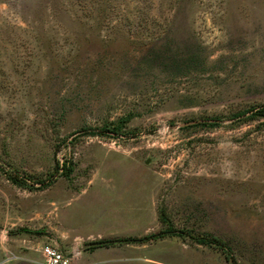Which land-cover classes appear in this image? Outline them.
I'll return each mask as SVG.
<instances>
[{"label": "rangeland", "instance_id": "obj_1", "mask_svg": "<svg viewBox=\"0 0 264 264\" xmlns=\"http://www.w3.org/2000/svg\"><path fill=\"white\" fill-rule=\"evenodd\" d=\"M261 108L264 0H0V264H264Z\"/></svg>", "mask_w": 264, "mask_h": 264}, {"label": "built area", "instance_id": "obj_2", "mask_svg": "<svg viewBox=\"0 0 264 264\" xmlns=\"http://www.w3.org/2000/svg\"><path fill=\"white\" fill-rule=\"evenodd\" d=\"M41 264H72L78 252L65 253L51 245H43L40 248Z\"/></svg>", "mask_w": 264, "mask_h": 264}, {"label": "trees", "instance_id": "obj_3", "mask_svg": "<svg viewBox=\"0 0 264 264\" xmlns=\"http://www.w3.org/2000/svg\"><path fill=\"white\" fill-rule=\"evenodd\" d=\"M171 61H173V63H176V60H174V59L171 60ZM261 117L264 118V108H261L259 110H256V111L252 112L249 115L248 118H261ZM198 242L200 244H207L208 243V244H212V245H214V246H216V247H218L220 249L222 248V245H221L220 241L215 239V238H211V239H207V240L206 239L205 240L201 239V240H198Z\"/></svg>", "mask_w": 264, "mask_h": 264}, {"label": "water", "instance_id": "obj_4", "mask_svg": "<svg viewBox=\"0 0 264 264\" xmlns=\"http://www.w3.org/2000/svg\"><path fill=\"white\" fill-rule=\"evenodd\" d=\"M101 243H99V245H100Z\"/></svg>", "mask_w": 264, "mask_h": 264}]
</instances>
